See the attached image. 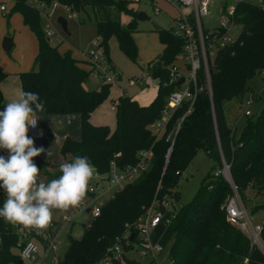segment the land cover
I'll return each instance as SVG.
<instances>
[{
    "label": "trees",
    "instance_id": "obj_1",
    "mask_svg": "<svg viewBox=\"0 0 264 264\" xmlns=\"http://www.w3.org/2000/svg\"><path fill=\"white\" fill-rule=\"evenodd\" d=\"M57 1L70 4L85 17H88L86 6L94 11L95 38L107 60L110 35L115 36L118 47L130 60L135 59L131 20L121 23L109 9L113 7L131 15V19L135 18L136 10L127 5L129 0ZM12 11L21 13L37 43L33 68L18 72L21 90L39 94L45 106L40 113L76 112L79 116L78 137L65 136L59 145L60 153L63 156H87L95 173L103 174L112 158L120 167L135 160L137 149L150 147L151 151L146 169L114 192L101 205L98 215L82 225L78 236L67 235L66 246L57 264H93L114 235L123 230L124 223L141 214L154 195L160 198L167 193L177 198L176 190L171 187L200 148L214 165L220 167L222 162L228 165L232 185L212 175L208 183L200 182L189 201L178 203L161 235L171 264H237L245 256L247 261L242 264H264L262 252L227 222L223 208L234 189L244 198V188L253 183L260 189L264 178V99L253 115H245L236 134L226 122L223 110L226 101L240 97L248 89L246 79L257 70H264V7L244 0L234 4L233 20L240 29L231 42L219 45L207 61V78L202 68L198 70L199 90L172 136L166 160L164 152L169 145L166 133L183 114L188 102L182 101L174 108L159 135L151 131L149 125L160 116L166 95L173 88V83H162L166 77L163 67L176 60L182 45L178 36L155 25L163 44L156 55L161 62L158 64L155 94L146 104L138 103L125 93L117 95L113 101L114 125L109 128L107 124L92 123L89 114L106 96L110 82L100 81L95 88H86L84 81L91 68L79 65V59L71 55L69 48L59 51L56 44H50L41 29L37 12L23 0H16ZM4 76L5 72L0 70V80ZM256 99L258 96H254ZM4 106L0 91V111ZM116 151L120 154L113 156ZM60 175L59 170L51 173L45 182ZM258 194L254 192L253 197ZM4 199L6 197L0 189V206ZM244 203L249 215L256 207L263 210L259 238L264 245V199L251 205L244 199ZM17 240L13 226L0 218V264H22Z\"/></svg>",
    "mask_w": 264,
    "mask_h": 264
},
{
    "label": "built area",
    "instance_id": "obj_2",
    "mask_svg": "<svg viewBox=\"0 0 264 264\" xmlns=\"http://www.w3.org/2000/svg\"><path fill=\"white\" fill-rule=\"evenodd\" d=\"M15 1L0 0V13L7 16L11 12ZM23 1L37 12L41 29L47 39L56 33L52 21L57 15V7H61L72 18L77 16V11L68 3L57 0ZM165 1L174 4L179 11L172 20L173 26L170 30L182 41L179 54L184 63V69L179 68L174 63L164 65L166 77L162 80V83H173V88L166 95L160 116L149 125L151 131L159 135L174 108L180 105L182 101L188 102L183 114L166 133L165 139L169 140V145L165 151V156H167L170 151L172 136L178 128L183 115L190 110L195 93L199 90L196 79L198 70L202 68L207 78V61L211 59L216 48L219 45L231 42L235 38L229 35L228 28L234 23V4L240 0H233L232 3H228L225 6L224 12L217 18L214 26L208 28L202 26L200 16L208 12V5L211 0ZM259 4L261 7H264V1ZM183 7H187L189 12L183 11ZM153 11L157 12L158 8L154 6ZM56 34L55 41L59 43L61 41L60 36ZM92 45L93 47L81 51L82 57L89 63L91 67L90 71H96L103 80L111 81L113 76H115L113 69L101 48H95L98 45L96 38L93 39ZM160 62L157 56L150 59L141 74L132 78L133 81L137 84L143 83V80L150 76L153 70H158ZM180 78L182 80L178 84H175ZM252 101L249 95L244 99V105L240 106L243 107L242 113L244 115L250 114L248 105ZM39 133L38 126L30 128L28 131L30 136H37ZM150 153V147L139 148L135 152V160L133 162H126L119 167L112 158L109 160L108 170L105 173H95V177L91 181V191L88 192L90 201L83 204L84 207L82 208L89 207L87 211L89 219L99 213L100 205L96 201V198L103 194L105 198L112 197L114 192L120 190L125 183L138 176L146 169ZM119 154L120 152L116 151L113 156H118ZM225 167H227V164H225ZM218 173L219 171L215 170L212 172V175L217 176ZM178 203L177 198H174L173 194L165 193L160 198L154 195L141 214L131 222L124 223L123 230L119 234L114 235L104 247L100 256L94 260L93 264H121L123 260L128 262L127 260L135 259L130 254L132 252H136L138 256H148V262L154 261L155 264H171L167 245L161 242V235L164 227L174 216ZM223 208L227 222L240 230L249 239L251 245H255L260 251H264V245L259 238L260 222L255 224L250 222L248 213L240 199L234 195H230L226 199ZM61 219L67 220L68 218L62 215ZM57 224L58 222L53 220L51 226L42 234H38L35 230H24L18 226H13V230L18 236L19 257L22 260L37 264L39 257L47 256L49 264H57L59 260L56 237ZM39 247L41 251H39ZM48 252L49 254H47ZM161 253L165 254L163 261L158 260V255ZM246 261L247 257L245 256L237 264L246 263Z\"/></svg>",
    "mask_w": 264,
    "mask_h": 264
},
{
    "label": "rangeland",
    "instance_id": "obj_3",
    "mask_svg": "<svg viewBox=\"0 0 264 264\" xmlns=\"http://www.w3.org/2000/svg\"><path fill=\"white\" fill-rule=\"evenodd\" d=\"M221 1L225 2V0L210 1L208 5V13L204 16H200V20L202 22L201 24L203 27L210 26L211 24L217 22L216 18L218 17V8L220 7L219 5ZM232 1L233 0H230V3H232ZM244 1L259 4L264 0ZM127 5L131 6L136 11L143 10L147 15V18L131 19V15L114 9L113 7H109L110 14H116L121 23H126L127 21L131 20V35L136 49L135 59L130 60L118 47L115 36L110 35L107 39L108 59L113 65L114 69L120 71L121 82H116L115 80L117 79V77L115 76H113V80H111L112 82L109 81L110 83L108 85L106 96L92 109V120L102 121L101 123L107 124L110 127L114 125L113 100L116 97L115 95L117 93L121 94L123 91L126 92L134 90L133 97L137 102H139L140 104H146L150 101L154 91V85L151 82L153 78H148V80L150 81L146 80L141 84H136L132 78H130L129 80V77L133 74H137V72L139 71L141 66L139 61H144L145 63L148 59L155 57L157 55L156 53H159V51L161 50L162 44L158 39L157 32L154 28L155 25L170 30L173 26L172 18H174L178 14L177 8L165 0L128 1ZM154 6L158 8L157 12L153 11ZM185 9L188 10L187 7L182 8L183 11H185ZM86 11L88 17H85V14L77 11V16L72 18L68 16L67 12L64 11L61 7H57L56 12L62 15L66 20L67 33L61 29L60 25L54 19L52 21V24L54 25L55 31L57 33L55 34L60 36L61 41L57 43L55 41L56 36L54 34L53 36L49 37V43L56 44L57 50L69 48L73 57H80V51L93 47L92 41L95 37H97L94 23L95 13L89 6H86ZM17 27H19L21 31H17ZM23 29L26 30V34L30 36L28 43L34 42V35L28 28V26L23 22V18L20 12L12 11L9 20H7L6 15L0 14L1 33L4 35H10L12 39V47L9 54L4 52L0 46V58H2L3 62L8 63V60L6 58L11 59L14 56L16 57V55H20V53L22 52V42H24L25 45L23 54H25V56L27 55L29 46L26 44L27 37H22ZM239 29L240 27L238 23L234 22L228 28V33L229 35L235 37ZM1 37L2 35L0 36V40ZM95 48L100 49L101 46L98 44L97 46H95ZM33 59L34 58H30L29 68ZM181 60V55L178 52L174 64L183 69L184 66L181 63ZM95 78L99 79L100 81H105L101 76L89 75L87 77V80H85L86 87L88 89L95 88L98 85ZM245 84L248 86V89H246L240 97L231 98L227 105H223V110L226 113V120L231 128H233L235 134L238 131V128L241 125L242 121L246 117L242 113L243 107H239L241 105H244V99L248 97L249 93H251V95L249 96L253 101L248 105L251 115H253L259 109L262 100L264 99V70H257L255 74L246 79ZM254 96H258V99L254 100ZM63 114H66L65 121H63V116L60 114V112H53L51 113V115H46L45 117L44 115H42V113L39 114L41 118H46L47 122L44 126L46 127L44 128V130L48 131L49 137H47L48 139H45V136V138L43 139L34 140V143L36 147H44L46 151L50 149L52 153V155L49 157H47L45 153H42L40 156L36 157V159L35 157L33 158V160L35 159L34 162L36 163V165L40 168V179L44 182L47 180L49 174L59 170V166L61 163L67 161L71 162L73 158V156H71L70 154H66V156H63L60 153L58 140L62 138L65 133H67L71 138L78 137L79 116L76 112ZM2 156L5 157L6 154L2 153ZM167 156L164 157L165 160L167 159ZM40 160L41 163L39 165ZM225 164L226 163L222 162L220 167L216 166L213 164L212 160L203 149L200 148L196 150L184 169L179 172V177L176 183L171 187V190H176L177 192V201L179 203H185L189 201L196 189L199 187L200 182L204 184L208 183V179L212 178V172H214L215 170L219 171L217 175L218 177L223 178L232 185V181L228 173V165L227 167H225ZM206 174H209V176L205 177ZM261 185L262 186L259 189V185L257 186L256 184L249 183V187H245L243 190L244 198H242L241 195L234 189L232 195L240 199L241 203L245 207L246 212H248V209L247 204L244 203V199L249 205L255 203L258 199H264V178ZM254 192H259L257 197H253ZM107 199L108 198H105V195L103 194L102 196L96 198V201L101 207V205ZM89 201L90 196L87 194V198L84 204L88 203ZM83 207L84 206H82L81 208ZM81 208L79 210H70L68 213H61L60 211H56L54 213L53 220L58 222L56 227L58 255L62 253L66 246L67 235L70 234L72 236H78L82 230V225L90 220L89 213L85 212ZM62 215H65L68 219L62 220ZM262 215L263 210L257 207L252 209V213L250 215L248 214L250 222L252 224L259 223ZM261 252L264 255V251ZM47 254H49V252ZM130 254L135 258L136 261H134L132 264H155L154 261L148 262V256H138L136 252H132ZM164 259V253L158 255L159 261H163ZM47 261L49 262V260L47 259H41L39 263L48 264ZM22 264L31 263L29 261L22 260ZM121 264L130 263L123 260Z\"/></svg>",
    "mask_w": 264,
    "mask_h": 264
},
{
    "label": "clouds",
    "instance_id": "obj_4",
    "mask_svg": "<svg viewBox=\"0 0 264 264\" xmlns=\"http://www.w3.org/2000/svg\"><path fill=\"white\" fill-rule=\"evenodd\" d=\"M39 94L20 91L18 98L7 103L0 111V189L6 197L0 206V218L24 230L45 232L52 224L54 213H68L81 208L91 191L95 169L87 156H75L71 162L61 163V175L44 182L40 168L33 158L50 149L36 147L28 135L37 127L44 111Z\"/></svg>",
    "mask_w": 264,
    "mask_h": 264
},
{
    "label": "crops",
    "instance_id": "obj_5",
    "mask_svg": "<svg viewBox=\"0 0 264 264\" xmlns=\"http://www.w3.org/2000/svg\"><path fill=\"white\" fill-rule=\"evenodd\" d=\"M227 2V3H226ZM225 3V4H224ZM228 3H230V0H225V2H223V1H221L220 2V7L218 8V17H219V15L222 13V12H224V9H225V5H227ZM171 4V3H170ZM172 5H174V4H172ZM175 6V5H174ZM176 7V6H175ZM177 8V7H176ZM177 11H178V8H177ZM185 11H188L189 12V10H187V9H185ZM179 12V11H178ZM208 13V12H207ZM206 13V14H207ZM1 14V13H0ZM10 14H11V12L10 13H8V15L6 16V18H7V20H9V18H10ZM59 13H57V15H58ZM205 14V15H206ZM204 16V15H203ZM217 17V18H218ZM216 18V19H217ZM173 19V18H172ZM202 23V22H201ZM216 23V22H215ZM215 23H213V24H211L210 26H205V28H208V27H212ZM18 29H17V31H21L20 30V28L19 27H17ZM27 32H26V30H22V37H27V45L29 46V51H28V53H27V55L25 56V54H23V50H25V45H24V42H22V52L20 53V55L18 56V55H16V57L14 56V57H12L11 59H8V58H6L7 60H8V63L7 62H3L2 61V58H0V70L1 71H3V72H5V76L0 80V91H1V94H2V98H3V101H4V103H5V105L7 104V103H9V102H11V101H13V100H16L17 98H18V95H19V93H20V91H21V87H20V81H19V76H18V72H21V71H24V70H28V69H30L31 68V65H30V68H29V64H30V58H34V56H35V54H36V51H37V43H36V39H35V36H34V42H31V43H28V41H29V39H30V36H28V34H26ZM33 33V32H32ZM3 36L4 34H2L1 33V30H0V36ZM6 35H8V34H6ZM34 35V34H33ZM10 36V35H9ZM11 37V36H10ZM159 39V38H158ZM160 41V40H159ZM11 42H12V39H11ZM161 42V41H160ZM161 44H162V42H161ZM24 45V46H23ZM162 46H163V44H162ZM11 47H12V44H11ZM11 47H10V49H9V52H8V54L10 53V50H11ZM161 49H162V47H161ZM3 50V49H2ZM62 50H64V49H61V50H59V51H62ZM4 51V50H3ZM161 51V50H160ZM159 51V52H160ZM19 54V53H18ZM156 54H158V53H156ZM155 54V55H156ZM72 55V54H71ZM73 56V55H72ZM79 56L80 57H75V58H77V59H79V61H78V64L79 65H81V66H83V67H87V68H91L90 67V65H89V63L82 57V55H81V51L79 52ZM156 57V56H155ZM154 58V57H153ZM150 59H152V58H150ZM150 59H148L145 63H144V61L142 62V61H139L140 62V64H141V66H140V69H139V71L137 72V74H133V75H131L130 77H129V80H130V78H133V77H135V76H138L139 74H141V72L145 69V66H146V64H147V62L150 60ZM34 60V59H33ZM32 60V61H33ZM108 62H109V64L112 66V68H113V73H114V75H115V77H117V79L115 80L116 82H118V81H120V78H121V75H120V71H118V70H116V69H114V67H113V65L110 63V61H109V59H108ZM181 63H182V65L184 66V63H183V61L181 60ZM32 64V63H31ZM184 69V68H183ZM140 72V73H139ZM159 72V71H158ZM89 75H93V76H99V74L96 72V71H90L89 72V74H88V76ZM87 76V77H88ZM87 77H86V80H87ZM114 77V78H115ZM148 78H153L151 75L150 76H148V77H146L144 80H143V82L144 81H150V80H148ZM96 79V82L97 83H99L100 82V80L99 79H97V78H95ZM113 80V79H112ZM157 79H156V77L155 78H153L152 80H151V82H152V84L154 85V91H153V95L155 94V90H156V85H157ZM112 82V81H111ZM121 82V81H120ZM137 84V83H136ZM84 86L86 87V81H84ZM87 88V87H86ZM122 93H125V94H128V95H131L132 97H133V93H134V90H131V91H123ZM117 95H119V93H117L115 96H117ZM153 95H152V97H153ZM151 97V98H152ZM116 98V97H115ZM114 98V99H115ZM134 98V97H133ZM135 99V98H134ZM136 100V99H135ZM114 101V100H113ZM139 103V102H138ZM229 103V100L228 101H226L225 103H224V105L226 104H228ZM240 107V106H239ZM92 111L90 112V114H89V120L90 121H92V123H95V124H98V123H101L102 121H93L92 120ZM40 113H38V115H39ZM62 116H63V121H65V115L66 114H63V113H60ZM224 114H226L225 112H224ZM42 115H44V117L46 116V115H51V113H42ZM78 115V114H77ZM40 116V115H39ZM225 119H226V115H225ZM78 120H79V117H78ZM102 120V119H101ZM46 118H41L40 120H38L37 121V126H38V128H39V131H40V133H39V135H37V136H30L29 134V136L31 137V138H33V140H40V139H43V138H45V136H46V138L45 139H48L47 137H49V134H48V131L47 130H44V128H46V127H44L45 126V124H46ZM98 122V123H97ZM226 122H227V120H226ZM228 123V122H227ZM78 125H79V123H78ZM48 126H49V124H48ZM109 126V125H108ZM113 127V126H112ZM112 127H110L109 126V128H112ZM79 130V129H78ZM79 134V133H78ZM65 136H68V134L67 133H65L63 136H62V138H60L59 140H58V145H60V142H61V140L65 137ZM0 155H2V153H5L6 154V156L5 157H7V155H8V153L5 151V150H3V149H0ZM35 159H36V157H35ZM34 159V160H35ZM80 208H78V210H79ZM82 209V208H81ZM84 211H85V209H83ZM86 212V211H85ZM55 221V220H54ZM39 251H41L40 250V247H39ZM41 259H47L48 260V257L47 256H41V257H39V261L41 260ZM133 261H135V259L133 260ZM48 262V261H47ZM136 262V261H135ZM31 264H35V263H32V262H30ZM37 264H40L39 262L37 263ZM48 264H49V262H48Z\"/></svg>",
    "mask_w": 264,
    "mask_h": 264
},
{
    "label": "water",
    "instance_id": "obj_6",
    "mask_svg": "<svg viewBox=\"0 0 264 264\" xmlns=\"http://www.w3.org/2000/svg\"><path fill=\"white\" fill-rule=\"evenodd\" d=\"M135 18L136 19H144V18H147V15L145 14V12L143 10H138L135 12ZM55 21L60 25L61 29L64 30L66 33H67V28H66V20L65 18L58 14L56 15L55 17ZM11 37L9 35H3L1 37V40H0V46L1 48L4 50V52L8 53L9 52V49L11 47ZM35 64V59L32 61V64H31V68H33ZM159 74L158 70H153L152 73H151V76L153 78L157 77ZM182 79L180 78L179 80H177L175 82V84H178ZM89 209V207H86L85 208V211L87 212Z\"/></svg>",
    "mask_w": 264,
    "mask_h": 264
}]
</instances>
